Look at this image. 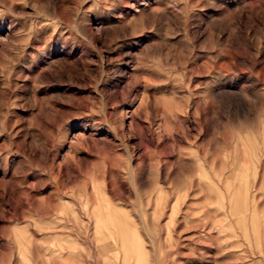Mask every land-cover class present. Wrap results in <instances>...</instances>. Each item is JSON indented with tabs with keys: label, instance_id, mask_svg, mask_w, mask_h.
Masks as SVG:
<instances>
[{
	"label": "rangeland",
	"instance_id": "rangeland-1",
	"mask_svg": "<svg viewBox=\"0 0 264 264\" xmlns=\"http://www.w3.org/2000/svg\"><path fill=\"white\" fill-rule=\"evenodd\" d=\"M0 264H264V0H0Z\"/></svg>",
	"mask_w": 264,
	"mask_h": 264
}]
</instances>
